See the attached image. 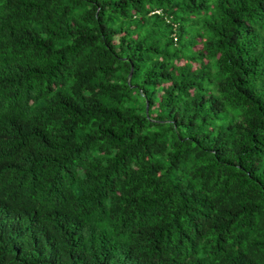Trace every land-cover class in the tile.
Masks as SVG:
<instances>
[{"label":"trees","instance_id":"obj_1","mask_svg":"<svg viewBox=\"0 0 264 264\" xmlns=\"http://www.w3.org/2000/svg\"><path fill=\"white\" fill-rule=\"evenodd\" d=\"M0 264H264V0H0Z\"/></svg>","mask_w":264,"mask_h":264},{"label":"rangeland","instance_id":"obj_2","mask_svg":"<svg viewBox=\"0 0 264 264\" xmlns=\"http://www.w3.org/2000/svg\"><path fill=\"white\" fill-rule=\"evenodd\" d=\"M197 40H199V39H197ZM179 47H182V48H185L186 47V44H185V41H182L181 43H179V45H178ZM200 50L201 49V45L200 44H198V45H196L195 47H194V50ZM204 62H206L205 60H204ZM179 65H181V64H183V61H180L179 63H178ZM192 68L194 69V68H198V64H196V63H192Z\"/></svg>","mask_w":264,"mask_h":264}]
</instances>
